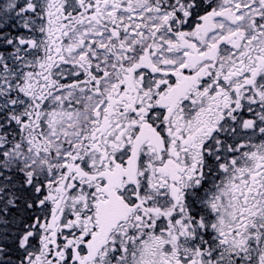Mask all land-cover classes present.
I'll use <instances>...</instances> for the list:
<instances>
[{"label": "snow or ice", "instance_id": "snow-or-ice-1", "mask_svg": "<svg viewBox=\"0 0 264 264\" xmlns=\"http://www.w3.org/2000/svg\"><path fill=\"white\" fill-rule=\"evenodd\" d=\"M0 264H264V0H0Z\"/></svg>", "mask_w": 264, "mask_h": 264}]
</instances>
